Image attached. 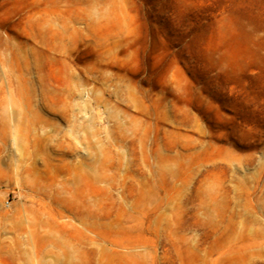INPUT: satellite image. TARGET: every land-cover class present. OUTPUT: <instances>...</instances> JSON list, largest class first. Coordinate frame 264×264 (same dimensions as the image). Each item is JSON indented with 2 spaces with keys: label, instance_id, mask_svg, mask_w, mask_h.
Masks as SVG:
<instances>
[{
  "label": "rangeland",
  "instance_id": "rangeland-1",
  "mask_svg": "<svg viewBox=\"0 0 264 264\" xmlns=\"http://www.w3.org/2000/svg\"><path fill=\"white\" fill-rule=\"evenodd\" d=\"M0 264H264V0H0Z\"/></svg>",
  "mask_w": 264,
  "mask_h": 264
}]
</instances>
